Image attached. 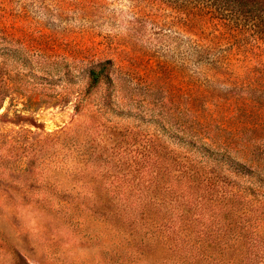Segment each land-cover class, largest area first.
Returning <instances> with one entry per match:
<instances>
[{
  "label": "rangeland",
  "instance_id": "1",
  "mask_svg": "<svg viewBox=\"0 0 264 264\" xmlns=\"http://www.w3.org/2000/svg\"><path fill=\"white\" fill-rule=\"evenodd\" d=\"M244 1L0 0V264H264L255 220L168 158L199 160L176 129L242 113L195 101L226 92L218 58L264 60V0Z\"/></svg>",
  "mask_w": 264,
  "mask_h": 264
},
{
  "label": "trees",
  "instance_id": "2",
  "mask_svg": "<svg viewBox=\"0 0 264 264\" xmlns=\"http://www.w3.org/2000/svg\"><path fill=\"white\" fill-rule=\"evenodd\" d=\"M230 1L240 8L249 6V2L244 0ZM223 28L228 31L230 38L231 33L236 35L242 32L234 33L235 30L230 25ZM231 52V56L215 60L214 69L211 71L213 81L219 86L223 85L226 92L209 91L208 95H202L195 103L200 100L206 102L207 99H222L225 104L215 105L216 112H228L233 104L236 112H242L240 117H232L233 122L228 125L218 120L224 128L212 129L213 126L210 125L203 131L199 123L193 121V125L187 130L176 129L183 136L177 138L179 144L189 153L196 155L194 158H199L197 161L179 160L181 156L173 152L169 157L165 153H160L157 157L161 158L162 162L172 157V163L179 171L181 167H185L184 171L190 172L194 183L205 184L206 194L220 195L227 221L238 222L239 214L244 211L249 220H255L257 230L264 232V60L252 68L246 61L237 59V63H233V57L239 54ZM259 58H264V50ZM237 67H245V73L238 74L235 71ZM88 74L91 89L96 88L105 77H109L100 66L91 69ZM5 97L6 95L1 101ZM221 117L220 115L219 118L222 119ZM195 120H198L197 116ZM234 143H238L239 150L232 151ZM161 147L165 151L163 143Z\"/></svg>",
  "mask_w": 264,
  "mask_h": 264
}]
</instances>
